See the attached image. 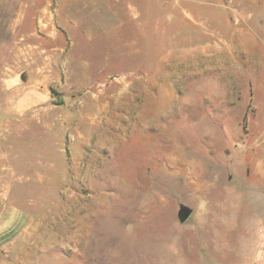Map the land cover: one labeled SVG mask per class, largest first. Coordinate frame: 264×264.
<instances>
[{
  "label": "rangeland",
  "instance_id": "obj_1",
  "mask_svg": "<svg viewBox=\"0 0 264 264\" xmlns=\"http://www.w3.org/2000/svg\"><path fill=\"white\" fill-rule=\"evenodd\" d=\"M164 3L0 0V177L42 264H264V0Z\"/></svg>",
  "mask_w": 264,
  "mask_h": 264
},
{
  "label": "crops",
  "instance_id": "obj_2",
  "mask_svg": "<svg viewBox=\"0 0 264 264\" xmlns=\"http://www.w3.org/2000/svg\"><path fill=\"white\" fill-rule=\"evenodd\" d=\"M116 0H114L115 2ZM218 0H194L195 16H217ZM185 0H165L163 4L166 22H174L175 17H186ZM213 2V3H212ZM199 10L203 13H196ZM226 11L225 7L221 8ZM192 14V13H191ZM264 107L258 108L257 115L251 124L254 131L244 140L248 147L246 154L250 165L248 181L255 180L264 188ZM10 183L0 177V264H42L41 234L31 231L28 225L34 223L19 209L11 194Z\"/></svg>",
  "mask_w": 264,
  "mask_h": 264
},
{
  "label": "water",
  "instance_id": "obj_3",
  "mask_svg": "<svg viewBox=\"0 0 264 264\" xmlns=\"http://www.w3.org/2000/svg\"><path fill=\"white\" fill-rule=\"evenodd\" d=\"M191 215V210L181 206L179 211H178V218L181 223L185 222Z\"/></svg>",
  "mask_w": 264,
  "mask_h": 264
},
{
  "label": "trees",
  "instance_id": "obj_4",
  "mask_svg": "<svg viewBox=\"0 0 264 264\" xmlns=\"http://www.w3.org/2000/svg\"><path fill=\"white\" fill-rule=\"evenodd\" d=\"M61 103V102H60Z\"/></svg>",
  "mask_w": 264,
  "mask_h": 264
}]
</instances>
